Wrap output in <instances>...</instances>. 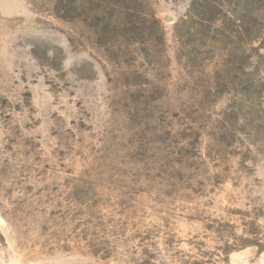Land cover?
I'll list each match as a JSON object with an SVG mask.
<instances>
[{"label":"rangeland","instance_id":"374dc122","mask_svg":"<svg viewBox=\"0 0 264 264\" xmlns=\"http://www.w3.org/2000/svg\"><path fill=\"white\" fill-rule=\"evenodd\" d=\"M0 264H264V0H0Z\"/></svg>","mask_w":264,"mask_h":264}]
</instances>
